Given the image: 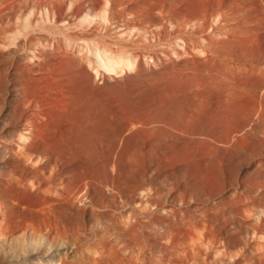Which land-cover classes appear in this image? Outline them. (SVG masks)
Wrapping results in <instances>:
<instances>
[{"label": "bare ground", "instance_id": "obj_1", "mask_svg": "<svg viewBox=\"0 0 264 264\" xmlns=\"http://www.w3.org/2000/svg\"><path fill=\"white\" fill-rule=\"evenodd\" d=\"M97 2L0 0V264H264V0Z\"/></svg>", "mask_w": 264, "mask_h": 264}, {"label": "rangeland", "instance_id": "obj_2", "mask_svg": "<svg viewBox=\"0 0 264 264\" xmlns=\"http://www.w3.org/2000/svg\"><path fill=\"white\" fill-rule=\"evenodd\" d=\"M91 1H92V2H94V1L96 2V4H94V5H93V3H92V8L95 6V7H94V10H95V11H94L92 8L90 9V12H91V13H93V12L95 13L96 10L98 11L99 7L101 6V3H99V2H101V1H99V2H97L98 0H94V1L91 0ZM97 3H98V5H97ZM99 4H100V5H99ZM98 6H99V7H98ZM97 7H98V9H97ZM95 8H96V9H95ZM18 25H20V24H18ZM13 26H15V25H13ZM10 28H11V27H10ZM11 29L13 30V28H11ZM11 29H10V30H11ZM14 29H15V27H14ZM52 64H53V61H52ZM35 65H36V64H33V65H32L33 68L35 67V68H34V69L36 70L35 72L38 73V71L41 70V72H39L40 74H37V73H36V75H38V76H36V75L34 74L35 77H37V80H38V78L41 77L42 79H45L44 83H47V82L49 83V82H51V80H50V77L52 76L51 73H50V72L52 71V70H51V66H50V68H49L48 66H43L42 64H41V65L38 64V66H37V65L35 66ZM50 65H51V64H50ZM39 66H41V67H39ZM44 67H45V69H44ZM31 68H32V67H31ZM33 68H32V69H33ZM32 69H31V70H32ZM34 69H33V73H34ZM45 70H46V71H47V70H48V71L50 70V71H49V74H48V72H46ZM44 71H45V72H44ZM43 73H44V74H43ZM41 78H40L39 80H41ZM39 80H38V81H39ZM41 81L43 82V80H41ZM42 82L40 83V81H39V84H42ZM44 83L42 84L43 86L38 84V85H39V87H38V88H39V89H38L39 93H40V91L42 90L41 94H42V93H43V94H46L47 91L49 92V91L51 90V87H50V86H48V87H49V90H47V89H48V88H47V85L44 84ZM99 83H100V82H99ZM49 84H50V83H49ZM100 85L102 86V84H100ZM40 86H41L42 88H40ZM46 88H47V89H46ZM107 89H108V88H107ZM53 91L55 92V90H54L53 87H52V91H50V92L52 93ZM44 92H45V93H44ZM48 92H47V93H48ZM54 92H53V94H54ZM48 94H50V93H48Z\"/></svg>", "mask_w": 264, "mask_h": 264}]
</instances>
